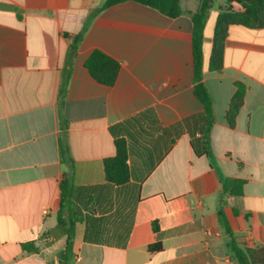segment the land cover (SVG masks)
<instances>
[{
  "label": "crops",
  "instance_id": "0c3cea01",
  "mask_svg": "<svg viewBox=\"0 0 264 264\" xmlns=\"http://www.w3.org/2000/svg\"><path fill=\"white\" fill-rule=\"evenodd\" d=\"M104 2L0 0V264H239L219 204L225 179L243 181L242 196L224 198L225 217L241 248L264 247V29L230 26L223 67L211 70L214 28L228 7L220 2L209 31L213 1L206 138L188 14L200 1L181 0L174 19L134 1L99 12ZM95 50L120 65L111 87L85 66ZM239 85L244 103L231 126ZM117 140L128 151L122 186L104 172ZM66 174L79 218L69 259L58 226ZM157 243L162 250L150 252Z\"/></svg>",
  "mask_w": 264,
  "mask_h": 264
},
{
  "label": "trees",
  "instance_id": "16d2710c",
  "mask_svg": "<svg viewBox=\"0 0 264 264\" xmlns=\"http://www.w3.org/2000/svg\"><path fill=\"white\" fill-rule=\"evenodd\" d=\"M128 1H134L140 5L149 7L158 11L160 14L169 18H178L184 12L181 8V0H105L99 12ZM200 8L197 12H188L193 21V56H194V73L195 86L194 93L205 108L208 127L206 130V138L210 134L213 125V109L212 98L206 86L204 85L203 75L205 70L204 57V38L205 28L212 8V0H199ZM228 7L221 10L218 15L213 34V45L210 57V69L221 70L223 67V58L225 51V42L228 36L229 27L232 25H241L250 29H264V0H227ZM235 4L238 9H235ZM85 66L90 75L99 83L106 86H113L116 82L120 65L117 61L106 55L100 50H95L87 59ZM68 80L64 83L62 95H60V111L63 112L64 97L67 91ZM244 103V89L239 85L237 92L232 98L229 111L227 113V121L233 126ZM65 127V126H64ZM116 156L106 159L104 162V172L106 180L114 185L122 186L130 180V170L128 167V151L124 140H117ZM60 156L63 163L67 162L69 156V147L62 140L60 142ZM222 196L219 204V219L225 233L229 235L231 241L229 247L235 255L239 264H264V247L256 249H243L234 240L230 226L226 220L224 207L226 205L225 197H239L244 192V182L235 179H225L222 182ZM61 201L58 214L59 228L63 230L66 236V257L69 259L75 238V224L79 221L74 205V186L69 175H65L60 183ZM154 232H159L157 223L153 226ZM30 251H34L30 245H24ZM150 252H158L162 250L161 243L150 244L148 246Z\"/></svg>",
  "mask_w": 264,
  "mask_h": 264
},
{
  "label": "rangeland",
  "instance_id": "374dc122",
  "mask_svg": "<svg viewBox=\"0 0 264 264\" xmlns=\"http://www.w3.org/2000/svg\"><path fill=\"white\" fill-rule=\"evenodd\" d=\"M214 1V5H213V12L212 14L210 15L209 17V31L211 30L212 31V25H213V22L215 20V15L216 13L215 12H218L219 11V4L221 1H225V0H213Z\"/></svg>",
  "mask_w": 264,
  "mask_h": 264
},
{
  "label": "built area",
  "instance_id": "2783aa9c",
  "mask_svg": "<svg viewBox=\"0 0 264 264\" xmlns=\"http://www.w3.org/2000/svg\"><path fill=\"white\" fill-rule=\"evenodd\" d=\"M44 213H45V214H47V213H48V211L46 210V211H44Z\"/></svg>",
  "mask_w": 264,
  "mask_h": 264
}]
</instances>
